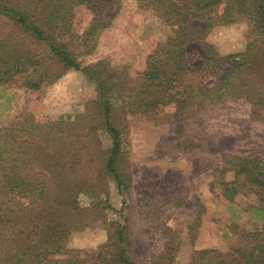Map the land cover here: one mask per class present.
Instances as JSON below:
<instances>
[{"label":"trees","instance_id":"obj_1","mask_svg":"<svg viewBox=\"0 0 264 264\" xmlns=\"http://www.w3.org/2000/svg\"><path fill=\"white\" fill-rule=\"evenodd\" d=\"M118 2L0 0V88L43 90L67 72L81 70L95 81L98 116L112 139L110 148L96 150L99 175L114 182L121 195L129 196L131 189L121 168L123 131L113 122L114 107L123 97L121 105L128 107L127 113L167 125L164 140L176 135V149L184 156L206 157L208 166L203 172L216 177L214 183L227 202L238 205L253 200L252 209L264 219V152L243 155L225 146L207 149V132L199 131L200 137L191 132L230 106L259 105L251 94L255 88L244 74L253 62L262 61L264 67V0H136L139 12L160 19L165 38L148 56L145 70L128 84L120 83L118 71L107 62L91 67L82 64V58L97 49L102 34L111 27L117 15L111 9ZM81 8L92 16L78 33L74 20ZM242 21L248 24L245 50L221 53L210 42V34ZM193 44L205 50L203 63L196 68L188 60ZM70 124L64 117L37 120L30 114L0 124V264H140L133 255L137 245L130 236L131 220L120 224L111 240L85 257L69 256L76 252L69 248L72 232L89 224L99 204L112 209L106 198L100 200L94 192L92 206H80L81 194L94 184L81 173L88 160L77 158L76 143L60 147ZM81 137L84 132L78 134ZM195 137L202 144L195 145ZM42 154L57 156L49 165V169L58 167L56 172L24 175L22 161L27 163L34 156V162L41 161ZM165 188L156 192L162 193L169 210L189 205L200 221L204 211L198 197L188 201L178 187ZM153 193L145 198L154 200ZM194 227L192 223L190 231ZM248 235V245L234 247L230 259L216 249H200L192 252L189 264H264V232ZM256 236L260 240H254ZM173 259L169 255L168 260Z\"/></svg>","mask_w":264,"mask_h":264},{"label":"rangeland","instance_id":"obj_2","mask_svg":"<svg viewBox=\"0 0 264 264\" xmlns=\"http://www.w3.org/2000/svg\"><path fill=\"white\" fill-rule=\"evenodd\" d=\"M116 11L112 25L102 34L97 49L84 56L82 64L91 67L107 62L118 71L120 83L128 84L132 77L145 70L148 56L164 40L165 34L160 28V19L149 18L147 13L139 12L136 0H119L111 9V12ZM91 16L88 9H79L74 30L82 33ZM247 34L248 24L242 21L215 29L209 40L223 54L238 53L246 48ZM190 51L189 62L194 68L199 67L205 58V50L193 44ZM244 75L249 86L255 88L251 94L257 97L259 105L253 108L248 104L242 107L233 105L219 116L205 119L203 128L192 127L193 136L200 137L201 134L197 133L202 129L207 132V149L225 146L243 155L251 151L264 152L262 61L250 64ZM97 97L95 81L81 70L67 72L43 90L0 88V124L27 114L37 120L48 116L64 117L72 123L60 147L76 143L79 149L77 158L88 160L81 173L83 177L88 175L87 180L94 184L89 191L81 194L80 206L86 209L92 206L93 192L100 200L106 198L112 206V209H104L99 204L91 218L88 217L89 224L72 232L69 248L76 252L69 253L71 258H83L105 245L118 226L128 224L129 220L130 236L137 245L133 255L140 264H189L192 252L200 249H216L230 259L234 247L248 245V234L251 238L264 232V219L252 209L251 206L256 205L253 200L238 205L227 202L220 187L214 183L216 177L203 172L208 166L206 157L184 156L180 149H176V135L164 140L168 133L167 125H156L145 116L127 113L128 107L121 105L123 97L114 107L113 122L123 131L121 168L131 189H128L130 197L121 195L114 182L105 181L99 175L100 153L96 150L99 147L110 148L112 139L101 126ZM82 132L86 139L78 138ZM201 141L196 137L193 140L197 146L202 144ZM41 156V161L34 162L35 156L27 163L22 161L24 175L36 176L42 172L52 175L56 172L58 167L49 169V165L55 162L57 156ZM46 165L48 169L44 168ZM77 168L81 170L79 165ZM162 187H178L188 201L198 197L204 211L200 214V221H196L199 214L193 213L189 205L188 210L185 207L169 210V206L165 205L166 199L160 196L162 193L156 192ZM152 193L155 194L154 200L148 196L145 198V194ZM243 205H249V208L243 209ZM83 215L86 216V212ZM192 223L195 227L190 231ZM253 239L260 240L258 236ZM171 254L174 256L172 261L168 260Z\"/></svg>","mask_w":264,"mask_h":264}]
</instances>
